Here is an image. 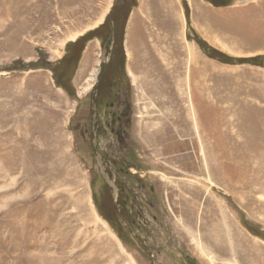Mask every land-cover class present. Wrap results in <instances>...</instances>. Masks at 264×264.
<instances>
[{"label":"rangeland","instance_id":"1","mask_svg":"<svg viewBox=\"0 0 264 264\" xmlns=\"http://www.w3.org/2000/svg\"><path fill=\"white\" fill-rule=\"evenodd\" d=\"M212 1L0 0V264H264V0Z\"/></svg>","mask_w":264,"mask_h":264},{"label":"flooded vegetation","instance_id":"2","mask_svg":"<svg viewBox=\"0 0 264 264\" xmlns=\"http://www.w3.org/2000/svg\"><path fill=\"white\" fill-rule=\"evenodd\" d=\"M111 32L113 34H111L110 37H113L114 35H116V32H114V29H110ZM111 60L110 59H106L103 61L102 64H109ZM104 80V78L102 76H100L99 78H97V89H93V91H91V95H90V101H91V112L92 114L90 115V121H89V131L93 136H96V134L98 133L100 126L101 129H103V125L105 126V128L109 127V132L110 134L115 137V139H117L118 143H125V139L124 136H127V131H128V126L130 124V117H129V106H124V96L121 95H117L115 96L113 101H108V102H103V101H99L100 104H104V108L106 111V115L109 117V119H103V117L101 116V123H104L103 125H98V119H96L95 116V111L96 109V105L93 103V99L95 97L98 98V95L101 94V89L104 88L102 81ZM114 86H118V87H122L120 86V83L117 81H113ZM113 87V86H112ZM114 88V87H113ZM103 93V92H102ZM94 104V105H93ZM124 106V107H123ZM123 107V108H122ZM104 114V113H103ZM97 125V126H95ZM95 126V129H94ZM93 143H97V142H93ZM104 162V161H103ZM106 163V161H105ZM107 164V163H106Z\"/></svg>","mask_w":264,"mask_h":264},{"label":"crops","instance_id":"3","mask_svg":"<svg viewBox=\"0 0 264 264\" xmlns=\"http://www.w3.org/2000/svg\"><path fill=\"white\" fill-rule=\"evenodd\" d=\"M199 1L201 3L204 2L206 4H209V5L214 6V2L212 0H199ZM166 2H167V0H149V1L148 0H143V3H145V4L142 5L141 10H139V8H138L136 11L135 10L134 11L135 12H137V11L142 12L143 11L144 13H148L149 10L151 9V4H152V7L154 9V12L157 13L159 10H162L163 8L166 7L164 5ZM132 5L135 6L134 7V9H135L138 4L136 5L134 3ZM169 6H170V4H169ZM134 11H132V13ZM133 15L136 16L135 13ZM150 17H153V16H150ZM134 19H139V17H134ZM129 22H131V18L129 19ZM141 23H142V20H141ZM141 23H140L139 20L134 21V25H133L132 29L130 27L129 31L127 32V37H128L127 38V47H128V49H130L132 52H134V51L141 52V51H145L147 49L150 50V51L156 50V49H158L159 51H161V48L158 47L159 44L157 46H154L153 48L144 47L145 44H144V40H142V39H143V37L145 35L143 34V31H142V27L143 26H141ZM128 26H129V24H128ZM95 27H96V25H95ZM141 37H142V39H140ZM160 42H161V40H160ZM181 62H183V60ZM180 65L182 66V63Z\"/></svg>","mask_w":264,"mask_h":264},{"label":"bare ground","instance_id":"4","mask_svg":"<svg viewBox=\"0 0 264 264\" xmlns=\"http://www.w3.org/2000/svg\"><path fill=\"white\" fill-rule=\"evenodd\" d=\"M102 18L103 17H100V18H98V20H97V22H95L93 25L95 26L97 23H99L101 20H102ZM263 40H264V38H263ZM148 54V53H147ZM193 58V57H192ZM157 60V59H156ZM193 61V60H192ZM204 88L206 89V88H208V86L207 85H204ZM208 91V89L206 90V92ZM231 148V147H230ZM228 149V148H227ZM228 151H229V149H228ZM231 151V150H230ZM223 152V151H222ZM231 156V155H230ZM227 157H229L228 156V154H227Z\"/></svg>","mask_w":264,"mask_h":264}]
</instances>
